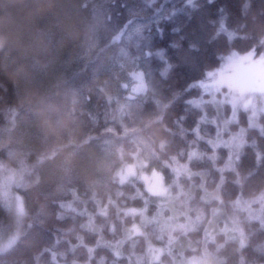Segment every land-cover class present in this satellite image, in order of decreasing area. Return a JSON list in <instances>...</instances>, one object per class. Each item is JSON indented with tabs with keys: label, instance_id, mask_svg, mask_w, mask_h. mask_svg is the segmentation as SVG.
I'll list each match as a JSON object with an SVG mask.
<instances>
[{
	"label": "trees",
	"instance_id": "trees-1",
	"mask_svg": "<svg viewBox=\"0 0 264 264\" xmlns=\"http://www.w3.org/2000/svg\"><path fill=\"white\" fill-rule=\"evenodd\" d=\"M262 47L264 0H0V161L30 169L20 235L0 252V264H130L165 245L156 226L140 233L125 228L132 220L122 209L143 207L130 196L136 185L119 174L135 161L133 136L151 143L164 164L154 168L168 183L174 162L204 171L187 191L207 213L202 185L218 190L226 211L230 202L264 194V125L262 132L249 129L235 166L226 168L228 151L216 155L207 143L215 136L207 131L216 129L192 103L200 90L194 84L221 73L229 55L254 57ZM122 57L128 61L117 64ZM136 62L149 90L127 114H116L121 98L113 87L125 90ZM240 115L247 126L246 113ZM192 148L207 154L191 157ZM91 217L105 237L124 238L121 256L100 245ZM11 218L0 198V227ZM252 226L244 243L178 233L182 246L175 250L186 257L207 250L217 264H256L264 261V211ZM162 262L173 264L168 253Z\"/></svg>",
	"mask_w": 264,
	"mask_h": 264
},
{
	"label": "rangeland",
	"instance_id": "rangeland-1",
	"mask_svg": "<svg viewBox=\"0 0 264 264\" xmlns=\"http://www.w3.org/2000/svg\"><path fill=\"white\" fill-rule=\"evenodd\" d=\"M89 39L90 43H86L88 46L93 44L91 40L94 36L90 35ZM137 39L136 37L135 40ZM122 51L129 59V51L124 48ZM126 61L128 60L123 57L120 60L116 59L117 64L120 65L125 64ZM224 63L221 73H211L207 78L194 84L200 90L199 97L192 99V103L196 105V110H202V121L214 125L216 129L215 133L207 131V137L215 134L213 138L207 140V143L216 151V155L221 149L228 151L229 157L225 167L233 168L246 142L249 129H258L261 132L263 130L264 48L254 57L248 54L233 53L225 59ZM136 66L138 70L132 78L125 77L123 82L125 90L113 87V91L116 90L121 98L115 110L116 114L119 111L127 114L136 102L145 100L149 85L138 62L132 67L136 68ZM213 106L215 111H213ZM242 111L246 113L247 126L241 123L240 112ZM195 133L199 134L197 129ZM132 138L139 146L138 152L134 154L135 161L124 166L119 174L123 181H131L136 185L134 194L130 196L142 199L143 207L131 206L122 209L124 216L132 220V225L125 228L128 232L140 233L143 230L145 232L148 226H156L158 231L155 232V236L165 245L159 244L152 247L153 249L147 254L135 255V259L130 258V264H153L154 262L166 264L162 262V255L165 253L171 256L173 264H217L214 256L207 250L204 251L202 257H186L182 249L176 251L175 248L182 246V241L176 243L179 240L176 238L178 233L202 231L205 242L213 240L217 234H223L227 239H236L244 243L248 224L252 226L255 221L263 220L264 194L247 200L239 199L232 204L230 202L231 209L226 211L218 190L211 192L213 190L205 189L202 185L204 189L202 199L206 201V206L209 208V213H207L205 207L202 208L193 201L194 194L187 191V186H194L195 175L202 176L204 171L199 169L193 171L194 168L191 167L190 161L187 163L174 162L170 164L173 174L169 180L171 183H168L164 174L154 168L163 167L164 164L151 143L145 139L137 140L134 136ZM192 149L190 150L191 157L207 154ZM211 158L216 159V156L212 155ZM29 173L30 169L27 166L10 169L0 161V198L12 212L10 223L0 227V252L9 250L19 238L20 231L16 228H21L24 221L25 201L22 189L28 181ZM183 178L188 179V184L183 182ZM174 186L178 190H174ZM221 212L226 214L222 215ZM123 224L127 225L125 218ZM88 225L100 233V245L114 249L118 256L122 255L121 247L125 243L122 236L105 237L92 217L88 220ZM110 229L113 231L114 226L111 225ZM123 256H125L124 252ZM103 264H114V259L103 262ZM256 264H264V261Z\"/></svg>",
	"mask_w": 264,
	"mask_h": 264
}]
</instances>
